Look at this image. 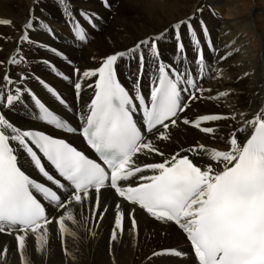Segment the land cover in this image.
Here are the masks:
<instances>
[{"label":"snow or ice","instance_id":"6c2138e0","mask_svg":"<svg viewBox=\"0 0 264 264\" xmlns=\"http://www.w3.org/2000/svg\"><path fill=\"white\" fill-rule=\"evenodd\" d=\"M58 3L63 5L62 15L71 26L73 39L81 45L88 42L90 33L71 11L70 0L67 3L58 0ZM80 16L92 28L97 27L93 23L97 18L94 13L80 10ZM192 19L194 16L171 26L176 40V52L171 62H165L158 50V42L167 38V30L140 39L127 50L106 54L94 68H74L71 75L58 71L45 60L58 77L71 84L77 100L83 87L92 88L93 96L82 112H76L75 103H69L38 76L35 79L64 112L57 114L50 110L25 85L28 76L22 75L15 81L5 76V85L19 86L10 90L0 87V233L15 235L22 256L29 235L34 236L43 251L48 225L53 220H57L60 234L75 237V232L66 225V221L75 222L69 205H83L91 200L94 210L98 211L99 194L102 189L109 188L156 221L177 225L190 241L196 264H264V109L246 120L244 114H240L243 125L228 134L225 139L227 150H209L205 145L197 144L181 149L163 162L139 163L135 159L137 154L164 156L162 146L156 141H169V128L183 124L206 134L213 133L212 127H202V124L228 118L211 114L190 119L184 115L191 103L201 99L206 91L201 80L211 70V62L204 55V46L209 48L210 55L218 54L203 20L198 23L205 37L204 43ZM10 24L11 21L0 19V25ZM38 29L46 30L55 38L49 25L30 17L23 26V41L37 43L30 33ZM182 33L189 35L194 59L187 57ZM37 46L62 57L67 64H73L57 48L46 43ZM145 50L150 53L153 73L147 95L142 92ZM137 56L139 66L134 73L135 80L131 88H126L119 79V64L125 58ZM9 63L19 66L28 60L21 49L18 57ZM93 78V83H86ZM25 96L29 99L25 100ZM25 104L32 107L30 115L33 119L63 135L25 129L12 122L9 112ZM69 113L75 120L67 115ZM231 118L235 119V116ZM245 129L251 130L250 135L240 141L237 133ZM69 135L82 136L94 151L95 158L73 146L67 139ZM181 152L186 154L181 155ZM201 154L207 155L210 162L201 163L195 159ZM19 159H28L43 180L30 178L22 165L18 166ZM140 173L151 174L138 175ZM132 177H136L133 185L122 183ZM120 207V204L115 205L117 209ZM48 208L51 211L46 214ZM133 211L134 208L127 213H117L110 237L112 241L117 240L118 231L123 232L126 216L136 228ZM65 253L75 258L67 247ZM152 255L183 259L188 254L178 249H163Z\"/></svg>","mask_w":264,"mask_h":264},{"label":"bare ground","instance_id":"6f19581e","mask_svg":"<svg viewBox=\"0 0 264 264\" xmlns=\"http://www.w3.org/2000/svg\"><path fill=\"white\" fill-rule=\"evenodd\" d=\"M62 8L58 0H0V19L11 21L10 25H0V87L10 90L19 86L5 85V76L14 81L22 75L28 76L25 85L57 114L64 112L63 107L35 79L36 76L59 91L69 103H75L76 112L86 109L93 90L83 87L77 100L71 84L58 77L44 63L45 60L55 65L58 71L71 75L74 68H94L106 54L127 50L140 39L167 30V38L158 42V50L165 62H171L176 52V40L171 27L174 23L194 16L191 22L200 34L202 43L205 37L198 22L203 20L208 29L209 39L218 54L210 55L209 48L204 46V55L211 62V70L201 80L206 91L201 99L191 103L184 115L190 119L211 114L228 118L202 124V127H212L213 133L206 134L191 125L183 124L169 128L171 139L156 141L158 146H162L164 156L155 153L137 154L135 159L139 163L163 162L181 149L197 144L205 145L209 150H227L225 139L228 134L243 125L240 114L243 113V119L246 120L264 109V0H110V3L109 0H70L71 11L90 33L88 42L83 45L73 39L71 26L62 15ZM80 10L96 15L97 18L93 20L96 28L83 20ZM33 14H44L45 18L40 23L49 25L54 33L59 30L55 38L46 30L38 29L30 33L31 39L37 43L23 41V26ZM182 42L186 46L187 57L194 59L188 34L182 33ZM39 43H46L62 51L73 64L68 65L62 57L37 46ZM21 49L28 63L19 66L10 64L9 61L18 57ZM144 55L142 91L147 95L153 73L149 64L150 53L145 50ZM138 66V56L120 62L119 77L127 88H131ZM94 80L86 83H93ZM32 112L29 105H18L17 110L9 112V117L22 128L44 130L55 136L63 135L59 130L33 119L30 115ZM67 115L75 120L71 113ZM233 116L235 119L231 118ZM250 132V129H245L238 132L237 136L240 141H244ZM67 139L86 151L78 135H69ZM183 154L186 153L181 152ZM195 159L201 163L210 162L204 154ZM20 165L29 176H39L28 159H19ZM146 174L151 173L138 175ZM135 180L136 177H132L122 183L133 185ZM99 195L98 211L94 210V201L91 200L83 205H69L68 210L73 212L75 222L66 221V225L75 232V237L60 234L58 222L53 220L48 225L43 251L34 236L29 235L22 256L15 235L0 233V264H196L190 241L177 225L156 221L138 206L123 201L112 189H102ZM116 204L121 207L115 208ZM132 208L136 228L132 227L130 218L126 216L123 232L118 231L117 240L112 241L110 237L115 228L117 213H127ZM50 211L48 208L47 212ZM66 247L71 250L74 259L66 255ZM163 249H178L188 255L183 259L170 255H152Z\"/></svg>","mask_w":264,"mask_h":264},{"label":"rangeland","instance_id":"374dc122","mask_svg":"<svg viewBox=\"0 0 264 264\" xmlns=\"http://www.w3.org/2000/svg\"><path fill=\"white\" fill-rule=\"evenodd\" d=\"M105 7H107L108 8V6L107 5H105ZM62 10V9H61ZM35 18V19H37L39 22H42L43 21V19L45 18V15L44 14H40V15H33L32 16V18ZM40 17V18H39ZM57 32L56 33H58L59 32V30H56ZM55 33V34H56ZM73 34V33H72ZM69 65V64H68Z\"/></svg>","mask_w":264,"mask_h":264}]
</instances>
